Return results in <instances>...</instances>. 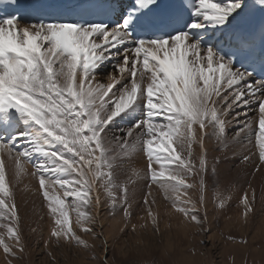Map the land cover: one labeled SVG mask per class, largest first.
<instances>
[{"label": "snow or ice", "instance_id": "snow-or-ice-1", "mask_svg": "<svg viewBox=\"0 0 264 264\" xmlns=\"http://www.w3.org/2000/svg\"><path fill=\"white\" fill-rule=\"evenodd\" d=\"M230 155L238 169L264 172V0H0L4 264L26 254L16 197L29 175L36 187L24 191L40 197L42 209L30 233L47 258L56 260L55 247L110 264L105 208L122 214L120 235L160 236L173 216L178 228L208 235L209 180L216 177L213 211H225L231 198L220 166ZM138 183L148 189L142 201L130 193ZM247 184L236 207L250 229L257 192ZM259 202L264 210V189ZM225 238L249 243L246 234Z\"/></svg>", "mask_w": 264, "mask_h": 264}, {"label": "rangeland", "instance_id": "rangeland-1", "mask_svg": "<svg viewBox=\"0 0 264 264\" xmlns=\"http://www.w3.org/2000/svg\"><path fill=\"white\" fill-rule=\"evenodd\" d=\"M240 111H243V109H240ZM243 118L242 116L241 119ZM229 135H231V132ZM235 147L239 148V145ZM209 149H212V147ZM210 152V156L214 155L212 150H209V153ZM228 162L231 163L230 165L232 167L230 166V168L233 169L236 174L234 175L235 178L231 180L227 179L226 176L225 178L220 176V186L221 188H228L226 195L231 198L225 211H213V184L216 177H211L209 180L206 200L209 209L210 225H206V227L210 226L212 231L208 233V235L196 234L192 229L186 232L178 228L177 225L180 219L178 216H173L169 219L168 222L173 225L170 231L164 228V223L162 222L161 228L163 234L160 236H152L150 232L133 234L131 231L120 235L119 228L122 226V214L117 213L110 217L107 208H105L101 212V222L104 225V236H108V257L110 259V264H112L113 258L114 264H172L173 261H179V264H233L232 259H229V257L233 255L235 264H264V223L261 222V218L264 217V210H262L259 202L262 189H264V172L261 174V179H256L259 175L258 173L253 176L251 174V169L244 166L239 169L236 167L239 164L238 159L232 158L230 155L225 163ZM142 164L143 161L138 160L137 167L142 166ZM29 171L31 172L30 165ZM246 172L247 174H245ZM24 181L26 182L21 184L17 189L16 198L20 206L21 216L23 217V229L28 246L25 257L21 260L14 261L13 264H33L34 261L36 264H98L95 260L84 259L85 256L90 255L88 253H81L79 258L72 257L67 253V249L65 248L53 247L51 249L56 257L54 262L47 258L43 251L42 240L30 233V227L37 226L33 221L38 220V213L42 210L41 198L37 195L34 197L31 190L28 192L24 191L25 184L29 185L30 189L36 187L34 178L29 175V178L26 177ZM247 181H251L258 190H256L257 214L250 229L248 226L240 225L237 219L239 210L236 207L238 198L242 194V189L248 186ZM225 182L228 185H226ZM147 190V187L143 183H138L135 189H130V193L134 192V200L142 201L143 194ZM152 191L157 196L160 210L163 212L165 201H163L159 189L153 186ZM138 211L139 208L137 207V213L133 216V223L138 222L136 220ZM229 216L232 217L231 220L227 219ZM46 217L47 216H45L44 220L41 222V224L45 226L44 235H47L46 225L48 223V218ZM96 231L99 232L101 229L97 227ZM228 234L236 236L237 241L241 236L246 234L249 243L247 246H244L238 242H229L225 238ZM211 236H214V242L209 240ZM85 238L88 239V237ZM201 239L205 241L204 244H200L199 241ZM137 240H142L143 244L138 245L136 243ZM95 243H101V241H95ZM102 251L103 249L101 248L97 249L98 254ZM0 264H4L2 252H0Z\"/></svg>", "mask_w": 264, "mask_h": 264}, {"label": "bare ground", "instance_id": "bare-ground-1", "mask_svg": "<svg viewBox=\"0 0 264 264\" xmlns=\"http://www.w3.org/2000/svg\"><path fill=\"white\" fill-rule=\"evenodd\" d=\"M244 119V118H243ZM206 144H208V146H209V148H211L210 146V141H206ZM209 150H212V149H209ZM197 151H198V149H197ZM209 154H211V152L209 153ZM231 161V160H230ZM231 163H232V161H231ZM230 162H228V163H224V164H222L221 166H220V168H221V177L223 178H225V176L227 177V179H229V180H231L232 178L234 179L235 177H234V175L236 174V172L233 170V169H231L230 168V164H231ZM232 167V166H231ZM245 167V166H244ZM243 169V168H242ZM245 169V168H244ZM247 170V169H246ZM30 172V171H29ZM247 173V172H246ZM259 175L256 177V179H258V178H260L261 177V174L262 173H258ZM264 175V174H263ZM28 178H29V176H28ZM262 178H263V176H262ZM227 179H226V181H227ZM261 179V178H260ZM259 179V180H260ZM27 180V179H26ZM264 180V179H263ZM30 181V180H29ZM221 181V180H220ZM223 181V180H222ZM261 181V180H260ZM24 182H26V181H24ZM225 184H226V182H225ZM263 184V183H262ZM226 185H228V184H226ZM264 186V185H263ZM257 190V189H256ZM258 191V190H257ZM23 192V191H22ZM28 192V191H27ZM237 192V191H236ZM33 195V194H32ZM24 196V195H23ZM34 197H36L35 195H33ZM29 197V196H28ZM261 197V196H260ZM135 198V197H134ZM35 199V198H34ZM33 199V200H34ZM32 201V200H31ZM40 208V207H39ZM31 209V208H30ZM29 209V210H30ZM47 218V217H46ZM106 237H108V236H106ZM169 241H170V239H169ZM168 242V241H167ZM178 242V241H177ZM171 244V243H170ZM173 244V243H172ZM121 249V248H120Z\"/></svg>", "mask_w": 264, "mask_h": 264}]
</instances>
